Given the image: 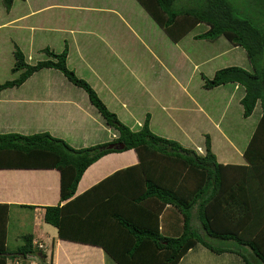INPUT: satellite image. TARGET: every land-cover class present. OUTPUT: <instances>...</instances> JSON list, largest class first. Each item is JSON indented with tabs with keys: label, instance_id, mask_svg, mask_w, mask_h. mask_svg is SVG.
Returning <instances> with one entry per match:
<instances>
[{
	"label": "trees",
	"instance_id": "trees-1",
	"mask_svg": "<svg viewBox=\"0 0 264 264\" xmlns=\"http://www.w3.org/2000/svg\"><path fill=\"white\" fill-rule=\"evenodd\" d=\"M2 1L10 10L15 0ZM138 1L174 41L205 23L209 28L198 38L225 36L245 50L252 69L222 67L211 78L203 75V86L241 85L245 118L261 106L260 120L243 152L246 164L220 162L209 134L204 152L154 132L150 113L139 130L132 129L68 66L66 45L61 52L45 48L48 58L36 63L28 62L16 46L11 71L19 75L0 83V91L21 86L42 69H57L85 90L116 135L76 148L49 131L0 133V168L58 169L61 202L44 207L45 221L57 227L59 238L100 246L118 264H178L198 244L216 253H236L245 264H264V26L237 13L228 0H200L202 4L190 8L176 7L177 0ZM112 143L125 147H110ZM129 149L137 152L136 164L76 195L89 166L109 153ZM8 206L0 205V264H7L9 255L26 257L36 250L32 234H24L23 244L9 254ZM211 238L235 241L239 249L215 246ZM41 257L47 255L41 251Z\"/></svg>",
	"mask_w": 264,
	"mask_h": 264
},
{
	"label": "crops",
	"instance_id": "crops-1",
	"mask_svg": "<svg viewBox=\"0 0 264 264\" xmlns=\"http://www.w3.org/2000/svg\"><path fill=\"white\" fill-rule=\"evenodd\" d=\"M136 1L139 3L138 0ZM89 5L85 4L83 0H15L13 7L7 10L3 1L0 0V69L9 60L15 62L14 50L16 46H19L25 55L27 51L32 54L35 52L40 54L47 47L52 49L51 44H55L52 39L54 37L59 46L58 49L63 44L68 46V66L74 69L78 76L90 82L107 106L117 113L119 118L132 129L139 130L146 115L150 113V126L154 132L159 133L160 130L164 132V134L161 133L162 135L176 139L186 147L205 149V144L202 145V142L205 143L206 135L209 134L207 128L212 124L213 112L207 111L202 104L195 102L199 104L200 111L198 114L194 113L191 121L188 117L187 121L185 116L174 108L173 103L166 101L158 93L162 82L149 77L146 72L139 73L135 71V68L130 67L121 55L122 52L118 47L108 45L98 49L89 48L87 45L82 44L87 32L75 30L74 28L68 29L69 25H60L59 28L49 25L52 19H60L61 13L82 10V7L88 8L89 11L97 8V10H107L108 13L117 15L124 13L120 7L114 5L105 8ZM141 7L143 13L150 16L142 5ZM146 14H143V16L146 17ZM42 16L43 18L39 19ZM36 20L39 21L40 25L44 24L41 26L28 25V22H36ZM128 20H131V18L125 17V22H128ZM202 25H206L204 30L194 34L196 28L202 27ZM208 28L207 24L199 23L178 41L173 39L172 41L180 44L188 38L193 41L208 40L197 37L198 34L207 31ZM53 33L56 35H53ZM211 41L208 44H198L200 46L197 50L204 51L205 55L202 56L203 59L195 61L194 66L198 69L202 68V70L205 68L209 72L207 74L206 71H202V75L211 78L219 68L230 65L244 64L243 67L252 69V65L242 47L233 45L225 36H220ZM65 46H63V49ZM52 50L55 51V49ZM188 55H192L187 53V56H185L192 63ZM112 58L120 61V65H124L132 74L134 72L136 75V83L133 84L135 89L131 87L132 85H127L129 82L117 79L116 74L110 71L109 64L108 66L104 64L105 59L110 60ZM35 74L19 87L0 91V133L20 132L31 134L49 131L54 136L66 139L76 148L111 140L116 135V131L111 128L108 129L110 133L107 132L109 133L108 139H104L105 137L98 133L96 127H94L95 122H97L95 106L88 100L89 97L87 99L85 94L81 92L68 95L64 93L61 95L58 92L54 94L52 80L56 77L52 75L45 77L46 86L42 92L34 89L30 93L20 92L19 89H22L26 83L32 81L29 85L30 88L37 82V79L34 78ZM171 79L176 84L181 83L176 76ZM6 80L8 79L0 80V83ZM56 84L58 85L57 82ZM180 87L188 91L187 86L181 85ZM214 89L223 94L224 99L229 104L234 102L241 104V99L245 93L244 88L236 83H227L214 87ZM144 92L152 97L151 104H146L143 101V97L146 96ZM77 97L83 100L76 101ZM138 101H140V105L143 102V105L138 106ZM197 123L204 127H196ZM89 125L92 127L88 128ZM89 130L91 132L92 130L97 131L93 137L94 143H89L91 138L87 136H90ZM87 131L89 132L85 134ZM194 135L198 136L197 140ZM209 135L213 148V137L211 134ZM218 160L224 164H246L245 158L239 162V159L233 160L222 155L221 159L218 156ZM138 161V155L134 149L112 152L103 156L84 172L79 181L76 195L85 192L116 170L134 165ZM60 185L61 174L56 168H0V205H9L8 224L12 211L18 209V207L37 211L42 210L43 212L42 222L36 223L34 232L27 233L33 236L36 247L35 252L26 257L23 255L11 257L9 255L7 264H18L17 261L21 260L24 263L26 261L25 264H118L100 246L59 238L57 227L45 221L44 207L57 205L61 202ZM0 210H3L2 207H0ZM8 232L9 225L7 226V242ZM39 243L44 244L45 247L39 248ZM41 251L47 255L46 258L41 257ZM253 262L259 264L256 260H253ZM242 263L245 264L243 259L236 253H216L204 245L198 244L191 248L178 264Z\"/></svg>",
	"mask_w": 264,
	"mask_h": 264
},
{
	"label": "rangeland",
	"instance_id": "rangeland-1",
	"mask_svg": "<svg viewBox=\"0 0 264 264\" xmlns=\"http://www.w3.org/2000/svg\"><path fill=\"white\" fill-rule=\"evenodd\" d=\"M228 1H230L237 13H240V15L244 17H249L258 25L264 26V0ZM83 2L87 5L91 4L95 7L102 8L108 7L109 5L118 6L124 13L117 15L108 13L107 10H97V8H93V11H89L88 8L82 7V10L61 13V18L52 19L49 25L56 28H59L60 25H69L68 29L74 28L75 30L87 32L82 44L87 45L89 48L98 49L107 47L108 45L118 47L122 52L121 55L126 59L130 67L135 68V71L139 73L142 71L146 72L149 77L162 82V86L158 93H160L163 99L173 103L174 108L179 110L187 121L188 117L191 121L194 117V113H199V104H202L207 111L213 112V121L207 128V133L211 134L213 137V150L218 154L219 159H221L223 155V157H230L233 160L239 159V162L244 160L243 152L260 120L261 106L259 105L255 108L252 116L245 118L243 116V107L239 102L229 104L227 100L224 99L223 94H220L216 89H206L203 87L204 79L202 71H206L207 74H209V72L205 68L203 70L202 68L198 69L194 65L195 61L203 59L202 56L205 55L204 51L197 50L199 48L198 46H200L198 44H208L212 42L211 39L193 41L191 38H188L180 44L174 43L169 35L149 15L143 13L141 5L136 0H132L131 2L129 0H83ZM200 3V0H177L176 7L190 8L200 5ZM143 14H146V17L143 16ZM125 17H130L131 20L125 22ZM41 18H43V16L39 19ZM28 25L41 26L38 20H36V22H28ZM205 26L206 25L197 27L194 34L202 32ZM53 35L56 34L53 33ZM52 39L55 43L51 44L52 49H55L56 52H61L65 44L58 49L59 46L55 42L56 39L54 37ZM190 45L192 46L190 47ZM187 53L192 55H188L192 63L185 57ZM26 55L27 58L30 57L28 60L30 63H36L39 60L48 58V55L44 51L40 54L37 52L32 54L30 51H27ZM104 64L107 66L109 64V68H111L110 71L116 74L117 79L123 82H129L127 85H132L131 87L135 89L133 84L136 83V75L134 72L132 74L124 65H120V61L114 58L110 60L105 59ZM13 65L14 61L12 60L4 63V66L0 69L1 81L12 79L19 75V73H12L11 68ZM242 65L244 64H239V66ZM172 74L176 76L177 80H180L181 83L176 84L173 82L171 78H174V76ZM51 75L56 77V79L52 80L54 94L58 92L61 95L63 93L68 95L70 93L75 94L81 92L85 94L88 99V94L84 89L71 83L61 71L56 69L41 70L34 76V78L37 79V82H35L36 85L34 83V85L29 88L32 82L30 81L26 83L22 89H19V91L23 93H30L34 90L42 92L46 86V82H44L45 77ZM181 85L187 86L188 91L183 90L180 87ZM68 87H70V89H68ZM145 95L143 101L146 104H151L152 97L148 93ZM77 99L76 101L83 100L78 97ZM141 105H143V102ZM141 105L140 101H138V106ZM94 109L97 113L95 117L97 122H95L94 127H96L98 133L105 137L104 139H108L110 133L108 129L111 127L106 124L105 119L99 111L95 107ZM89 127L91 128L92 126L89 125L88 128ZM196 127L203 128L204 126L201 124L198 125L197 123ZM89 131L85 132V134ZM97 131L92 130V132H89L90 136L87 135L91 137L89 143L95 142L93 137L96 135ZM161 133L164 134V132L159 130L158 134L162 135ZM194 137L196 140L198 139L197 135H194ZM204 144L205 143L202 142V145ZM203 151L205 152L204 148ZM42 218V210L37 211L18 207V209L12 211L8 224L7 250L10 253L16 252L24 242L23 236L21 235L34 232L36 223L41 221ZM210 242L218 247L239 249V244L232 240L211 238ZM246 253L251 260L254 259L251 257L250 252ZM19 263L25 264L26 261L24 263L21 260Z\"/></svg>",
	"mask_w": 264,
	"mask_h": 264
},
{
	"label": "water",
	"instance_id": "water-1",
	"mask_svg": "<svg viewBox=\"0 0 264 264\" xmlns=\"http://www.w3.org/2000/svg\"><path fill=\"white\" fill-rule=\"evenodd\" d=\"M109 146H110V147L117 146V147H119V148H124V147H125L124 144H116V143H112V144H110Z\"/></svg>",
	"mask_w": 264,
	"mask_h": 264
},
{
	"label": "built area",
	"instance_id": "built-area-1",
	"mask_svg": "<svg viewBox=\"0 0 264 264\" xmlns=\"http://www.w3.org/2000/svg\"><path fill=\"white\" fill-rule=\"evenodd\" d=\"M38 246H39V248H41V249L45 247L44 244H42V243H39ZM17 262L19 263V261H17ZM19 264H20V263H19Z\"/></svg>",
	"mask_w": 264,
	"mask_h": 264
}]
</instances>
